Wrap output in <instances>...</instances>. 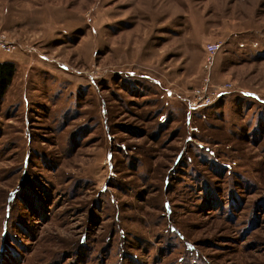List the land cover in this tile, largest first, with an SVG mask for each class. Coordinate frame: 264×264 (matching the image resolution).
I'll use <instances>...</instances> for the list:
<instances>
[{
  "label": "rangeland",
  "instance_id": "1",
  "mask_svg": "<svg viewBox=\"0 0 264 264\" xmlns=\"http://www.w3.org/2000/svg\"><path fill=\"white\" fill-rule=\"evenodd\" d=\"M0 31V264H264V0H0Z\"/></svg>",
  "mask_w": 264,
  "mask_h": 264
},
{
  "label": "built area",
  "instance_id": "2",
  "mask_svg": "<svg viewBox=\"0 0 264 264\" xmlns=\"http://www.w3.org/2000/svg\"><path fill=\"white\" fill-rule=\"evenodd\" d=\"M221 45V42H210L205 45V54L204 59L202 63V69L206 72L203 81H202V87L198 89L197 96L194 98L195 104L197 107H205L206 105H209L212 101V94L204 95V90L207 88V84L209 81V71L211 69V66L213 64L214 56L219 50ZM19 44L14 39H12L10 36L7 35L5 31H0V52H2L5 55H9L10 53H13L17 50H19ZM28 50H31V47L26 48ZM227 86H230V84H226ZM226 90V89H225ZM220 91V93H216L215 96H220V94H224L227 91Z\"/></svg>",
  "mask_w": 264,
  "mask_h": 264
},
{
  "label": "trees",
  "instance_id": "3",
  "mask_svg": "<svg viewBox=\"0 0 264 264\" xmlns=\"http://www.w3.org/2000/svg\"><path fill=\"white\" fill-rule=\"evenodd\" d=\"M15 71L13 62H0V96L5 94L6 87L10 84Z\"/></svg>",
  "mask_w": 264,
  "mask_h": 264
},
{
  "label": "crops",
  "instance_id": "4",
  "mask_svg": "<svg viewBox=\"0 0 264 264\" xmlns=\"http://www.w3.org/2000/svg\"><path fill=\"white\" fill-rule=\"evenodd\" d=\"M14 60H15V58H13L12 56L7 57L6 55H4L0 52V62H10L11 61V62L15 63Z\"/></svg>",
  "mask_w": 264,
  "mask_h": 264
}]
</instances>
